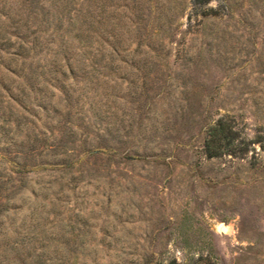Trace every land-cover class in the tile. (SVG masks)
I'll return each mask as SVG.
<instances>
[{
	"label": "rangeland",
	"instance_id": "rangeland-1",
	"mask_svg": "<svg viewBox=\"0 0 264 264\" xmlns=\"http://www.w3.org/2000/svg\"><path fill=\"white\" fill-rule=\"evenodd\" d=\"M143 12L128 52L113 56L120 68L110 113L104 98L98 104L100 125L88 110L71 154L44 146L47 155L20 158L29 170L24 209L35 198L47 202L46 237L37 240L43 257L47 264H264V0L195 8L190 0H148ZM155 18L165 20L162 28ZM35 115L40 140L56 146L70 138L57 117ZM221 117L233 120L236 150L244 138L260 143L242 158L207 157V129ZM86 133L88 143L79 142ZM45 159L70 167L41 172ZM2 171L18 185L21 174L9 163ZM25 264H39L34 253Z\"/></svg>",
	"mask_w": 264,
	"mask_h": 264
},
{
	"label": "trees",
	"instance_id": "trees-1",
	"mask_svg": "<svg viewBox=\"0 0 264 264\" xmlns=\"http://www.w3.org/2000/svg\"><path fill=\"white\" fill-rule=\"evenodd\" d=\"M145 1L148 2L0 0V164L5 166L9 163L10 171L21 174L18 185H15L11 174L0 172V258L6 264H25L33 253L39 264H47L43 257L45 243L37 241L38 236L46 237L41 221L46 218L43 215L47 202L35 198L24 209L29 196H22L20 192L29 187L28 180L24 178L29 170L20 158L40 156L47 152L39 151L44 146L51 149L54 156L71 154L75 151L72 148L75 138L71 137L83 124L87 111H91L99 124L106 117L98 105L104 98L106 113H110L109 101L113 100L111 96L114 94L112 82L117 81L113 73L120 68L114 63L113 56L120 51L128 52L130 44L125 45V42L130 33L145 26L142 23L145 20ZM190 1L195 8L204 6L209 0ZM155 19L162 28L165 20ZM139 44L137 41V46ZM119 77L124 80L123 76ZM55 92L58 95L54 100ZM83 98L84 102L79 105ZM74 107H79L75 113ZM38 109L47 120L57 117L61 136L70 138L58 140L56 146L48 144L47 138L40 140L34 124ZM74 114L78 124L73 120ZM45 124L48 125V122ZM53 126L51 122L49 128ZM103 129L112 136L113 127L108 122ZM236 134L233 120L225 117L218 119L207 129L206 156L231 154L242 158L250 144L260 143L259 140L244 138L236 150L238 146L231 142ZM87 138V133L82 134L78 141L88 143ZM260 148L263 146L260 145ZM89 152L95 154L96 150ZM58 160L50 162L45 159L41 172H64L68 162L57 163ZM57 165L63 166L56 170ZM39 173L35 172V177ZM5 175L7 178H4ZM30 193L32 196L38 194L33 185ZM42 195V199H46V193ZM9 256L17 260H9ZM161 264L179 263L173 259ZM207 264L215 263L208 260Z\"/></svg>",
	"mask_w": 264,
	"mask_h": 264
},
{
	"label": "water",
	"instance_id": "water-1",
	"mask_svg": "<svg viewBox=\"0 0 264 264\" xmlns=\"http://www.w3.org/2000/svg\"><path fill=\"white\" fill-rule=\"evenodd\" d=\"M226 230H227V228H223V227H221V231H222V232H226Z\"/></svg>",
	"mask_w": 264,
	"mask_h": 264
}]
</instances>
